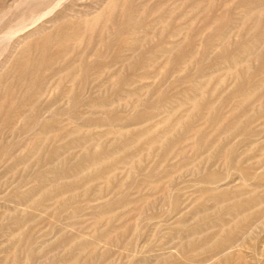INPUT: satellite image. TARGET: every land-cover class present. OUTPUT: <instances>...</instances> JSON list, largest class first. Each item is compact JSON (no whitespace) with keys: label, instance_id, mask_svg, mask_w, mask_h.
<instances>
[{"label":"rangeland","instance_id":"1","mask_svg":"<svg viewBox=\"0 0 264 264\" xmlns=\"http://www.w3.org/2000/svg\"><path fill=\"white\" fill-rule=\"evenodd\" d=\"M0 264H264V0H0Z\"/></svg>","mask_w":264,"mask_h":264}]
</instances>
